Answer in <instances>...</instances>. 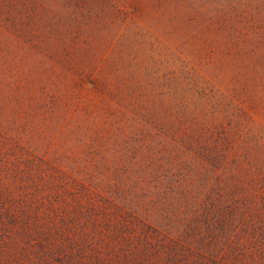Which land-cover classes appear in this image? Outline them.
<instances>
[{
	"label": "rangeland",
	"instance_id": "374dc122",
	"mask_svg": "<svg viewBox=\"0 0 264 264\" xmlns=\"http://www.w3.org/2000/svg\"><path fill=\"white\" fill-rule=\"evenodd\" d=\"M0 264H264V0H0Z\"/></svg>",
	"mask_w": 264,
	"mask_h": 264
}]
</instances>
